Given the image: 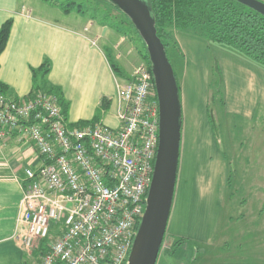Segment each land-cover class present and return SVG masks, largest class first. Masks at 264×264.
<instances>
[{
    "label": "crops",
    "instance_id": "obj_1",
    "mask_svg": "<svg viewBox=\"0 0 264 264\" xmlns=\"http://www.w3.org/2000/svg\"><path fill=\"white\" fill-rule=\"evenodd\" d=\"M7 19L12 20V25L6 45L0 53V83L6 86L8 95L22 97L38 86L53 87L59 90L65 102V117L70 124L89 121L100 111L99 120L102 123L111 128L119 126L115 93V80L118 76L113 72L110 58L99 43L98 28L92 21L85 19V14L73 11L65 13L49 0H0V25ZM173 35L185 58V77L197 84L191 93L194 95L191 99L198 105L203 90L198 86L202 81L199 76H206L209 70L207 64L203 67L209 47L204 45V39L195 35L179 30H174ZM199 46L203 57L197 63L195 52ZM219 51L216 54L222 75L225 107L233 115L251 120L258 104H264V69L237 54L229 53L227 49L221 48ZM44 60L49 64L48 73L44 77L39 76V72L33 74ZM192 88L193 85L191 90ZM102 99L107 100L106 110L100 109ZM180 102L182 111L181 97ZM205 114L209 121L207 111ZM203 142H200L201 145H205ZM182 147L180 137L178 171L165 235L169 233L170 238H185V243L189 241L231 248L233 246L229 242L231 239L227 225L243 229L244 224L250 222L246 216L230 215L231 218L224 223L226 233L221 230L218 233L221 221L220 215H217L220 199L216 195L218 192H214V164L210 165L205 161L204 153L194 151L195 146L191 145L193 153L186 151V154L182 153ZM211 147H215L213 152L216 155L223 157L217 142H213ZM184 155V165L190 169L184 173L185 177L180 175V162ZM199 155L207 163L203 170L196 166ZM35 163V152L15 139L0 146V264H20L22 261L24 251L12 237L22 194L16 177L22 175L23 167ZM246 228L247 230L234 234L235 251L247 252L238 258H245L247 255V259H250L256 255L255 258L261 259L264 239L257 238L252 233H255L254 228ZM187 249L188 247L184 251L178 249V255L185 258ZM178 251H166L161 264H169V258L176 257ZM160 259L159 253L155 264H160ZM261 260L264 261L263 258Z\"/></svg>",
    "mask_w": 264,
    "mask_h": 264
},
{
    "label": "built area",
    "instance_id": "obj_2",
    "mask_svg": "<svg viewBox=\"0 0 264 264\" xmlns=\"http://www.w3.org/2000/svg\"><path fill=\"white\" fill-rule=\"evenodd\" d=\"M120 82L115 129L70 124L52 92L14 99L0 91V146L14 138L35 152L16 177L12 237L25 247L49 239L37 264L127 261L151 180L158 106L145 62Z\"/></svg>",
    "mask_w": 264,
    "mask_h": 264
},
{
    "label": "rangeland",
    "instance_id": "obj_3",
    "mask_svg": "<svg viewBox=\"0 0 264 264\" xmlns=\"http://www.w3.org/2000/svg\"><path fill=\"white\" fill-rule=\"evenodd\" d=\"M49 1L54 2L60 8L59 4H65L68 0ZM74 2L82 4L81 9H83L85 19L92 21L96 25L95 27L98 28V34L100 35L99 43L108 58H110V63L112 61L115 62L120 71L125 75H131L136 66L144 61L135 47L138 42L126 17L103 0H74ZM73 12L82 15L79 12ZM92 42L95 43L94 41ZM203 42L204 45L207 44L209 47L206 59L208 63L204 60L203 67L207 64L206 67H209V70L206 76L202 74L199 76V79L202 81L199 82L198 86L202 87L203 90L201 101L198 105L192 102L191 99V96H194L191 93L197 84L191 78L185 77L184 56L177 54L172 47L168 48L169 61L179 82L182 101V153L186 154V151L193 153L191 148V145H193L195 146L194 151L197 150L201 152L200 154H205V161H208L210 165L214 164L213 170L216 172L215 177L218 179L215 178L216 189L213 190L214 192H218L216 195H218V200L220 199L217 215H220L221 221L218 226V233L220 230L223 231L222 233H226L224 223L231 216H246L250 223L244 224L243 229L237 228V226L231 227L232 225L230 224L227 225L229 226L231 239L229 242L233 246L231 248H226L225 246L216 247L215 244H194L189 241L185 243L183 241L180 251H184V248L188 247L187 256L181 258L177 250L176 257L169 258V264L264 263L261 260L262 258L264 259V252H261V259L255 258L256 255L250 259H247V255L245 258H238L239 255L246 254L247 252L243 250L235 251L236 237L234 235L247 230L246 227L248 229L251 227L255 229V233H252L257 235V238L264 239V104H258L251 120H245L228 112L225 103L221 104L218 101V97L214 96L211 98V92L216 88L214 86L216 85V76L212 73L211 69L214 66L215 58L217 59L216 52L219 53L222 47L206 40H203ZM181 49L185 50L184 47H181ZM201 52L200 46L197 47V52H195L197 63H200L199 61L203 57L201 56ZM228 52L235 54L230 51ZM202 54L204 55V53ZM122 79L119 76L116 78V80H121V82ZM191 85H193L192 90ZM221 90L223 93L222 87ZM207 106L211 122L207 121L205 117ZM201 141H205L206 143L203 142L205 145H201ZM213 142H217L220 150L223 152V157L213 152L215 148L211 147V145L213 146ZM199 146L200 148H198ZM203 160L204 158L199 155L196 165L199 170H203V167L206 168L207 163H204ZM184 163L185 155L180 162V175L183 177H185L184 173H186V170L190 171L189 167L185 166ZM172 240L173 238H170L169 233L164 234L159 252L161 256L160 264ZM36 246L37 243L35 242L29 247L20 245L24 251L26 260L32 259V250Z\"/></svg>",
    "mask_w": 264,
    "mask_h": 264
},
{
    "label": "trees",
    "instance_id": "obj_4",
    "mask_svg": "<svg viewBox=\"0 0 264 264\" xmlns=\"http://www.w3.org/2000/svg\"><path fill=\"white\" fill-rule=\"evenodd\" d=\"M103 1L126 17L138 42L135 47L138 49L140 57L150 70L145 45L129 18L108 0ZM147 2L155 20L156 34L163 43L167 56L169 47H172L177 54H181L173 35L174 30H179L203 38L210 43L227 49L264 69V16L255 10L235 0H147ZM59 6L65 13L75 11L84 14L83 9H81L82 4H77L74 0H68L65 4H59ZM11 25V19L5 20L0 25V53L6 45ZM111 67L117 76L123 79L130 78V74L125 75L119 70L115 62H111ZM48 70V61L44 60L39 68L33 71V74L36 75V73L39 72V76L44 77L48 73ZM211 71L216 76V85H214L216 88L211 92L210 96L211 98L214 96L218 97V101L224 104L221 90L222 75L216 58ZM174 74L179 88V82L175 71ZM5 89L6 86L0 83V91L2 93L14 99L20 98L8 95ZM34 90H43L56 94L61 111L64 115L66 114V105L58 89L38 86L34 88ZM106 102V99H102L100 109H107L108 103ZM207 116L211 122L208 106ZM99 117L100 111H98L91 120L78 121L73 123V125L81 127L87 125L92 126L97 122L102 123ZM108 128L111 127L108 126ZM48 240L49 239H43L38 242L37 246L32 250V259L26 260L25 254H23L20 264H37L40 256L47 250ZM185 240V238L174 237L167 251H169V249L174 252L177 251L181 248L180 246Z\"/></svg>",
    "mask_w": 264,
    "mask_h": 264
},
{
    "label": "water",
    "instance_id": "obj_5",
    "mask_svg": "<svg viewBox=\"0 0 264 264\" xmlns=\"http://www.w3.org/2000/svg\"><path fill=\"white\" fill-rule=\"evenodd\" d=\"M131 21L150 64L157 106L158 142L145 207L125 264H155L164 238L178 171L181 102L172 64L156 34L147 0H108ZM264 16V1L235 0Z\"/></svg>",
    "mask_w": 264,
    "mask_h": 264
}]
</instances>
